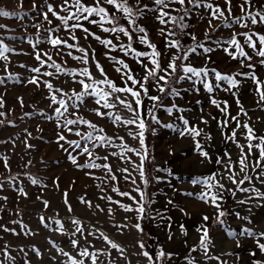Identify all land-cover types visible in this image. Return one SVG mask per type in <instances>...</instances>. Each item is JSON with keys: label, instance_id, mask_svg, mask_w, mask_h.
Wrapping results in <instances>:
<instances>
[{"label": "rangeland", "instance_id": "374dc122", "mask_svg": "<svg viewBox=\"0 0 264 264\" xmlns=\"http://www.w3.org/2000/svg\"><path fill=\"white\" fill-rule=\"evenodd\" d=\"M49 2L55 7L61 4L62 0H49ZM84 2L91 4L92 0H84ZM129 2L135 4V0H129ZM141 2L142 4L153 6L152 0H141ZM213 2L219 3L222 8L226 7L224 0H213ZM240 2L241 0H232L233 13L235 15L240 14V9L236 6ZM33 3L41 5L43 0H22V2L21 0H0V10L18 14L9 17H0V25L5 26L0 28V43L14 49L13 52L5 53L8 56V61L0 59V78L6 76L3 70L5 63H7L8 71L19 77L18 81L5 80V83L0 85V97L5 102L4 108L0 109V111L6 113L5 117H0V119L4 120V125H0V141H6V143H0V158L7 157L9 165V168L6 169L3 165V160L0 159V181H7L8 178L13 176L17 178L15 181L5 182L4 188L0 190V197L8 198L7 200L0 199V208L3 209V211H0V225L13 228L16 232L20 233V235H14L10 232L0 230V246L5 243L9 245L10 255L15 257V264H24L25 260L30 261V264H63V262H66L68 258L57 252L48 243L49 240L53 241L64 251L69 252L76 259H83L84 264H91V260L79 256V250L71 247L67 235L62 234L59 230L53 231V229H58L59 225L48 221L50 227H44L40 222L41 215L46 218L53 217L54 219L61 220L65 225L66 232L74 228L70 220L72 218L79 219L82 222V226H87V229L94 233V235L88 236V240L91 241L90 245L86 244L83 238L80 239V244L83 247H87L90 252L101 249L108 253V255L99 256L98 264H110L111 261H115V264H149L147 258L138 255L142 251L139 248L138 241H143L146 250L150 254H154L161 248L165 252L173 254L171 259L166 258L161 264H187L185 257L189 255V250L199 243L200 233L196 229L201 224L207 226L209 235L216 245V247L210 248L211 255L220 256L221 260H227L228 264H253L256 259H264V253H261L256 248L255 241L251 237L237 235L234 238H230L226 235V231L228 230L236 234L241 233L244 229L264 232V199H248L252 194L240 191H236L234 196L231 193L225 192L222 208L228 215L223 218L225 225L221 226L213 219L216 212L213 207L195 199L194 196L187 195L190 192L199 193L202 191L200 185L191 183L194 177L202 178L217 174V178H219L220 175L224 174L225 169L223 165H218L215 162L217 158L224 157L225 152L231 154L233 161L238 156L239 150L236 145L225 139L226 135H229L231 129L235 127V122H230L229 127L222 130L218 126L217 120L211 119L212 116L217 117V119H224L225 117L216 107L210 104V95L219 101H227L230 115H237L239 109L235 97H233L230 91L224 90L228 85L224 82L215 81L214 76L210 72L208 77L209 81L214 85H220V87L214 88L212 94L207 93L201 85H197L200 91L196 92L191 89L189 81H182L177 85L181 90L182 98L166 97L162 101L166 107L171 106L172 103H176L179 107L185 109L183 115L189 120L190 125L195 124L203 128L204 132L211 136L210 140L204 142L206 150L212 158L211 162L205 160L201 163V157L194 151L193 140L189 137L182 138L179 135L178 129L184 127L182 122L177 119L181 113L174 112L170 116L163 108H157L155 115L162 124L158 125L152 121L150 125V134L153 141V156L155 158L154 168L170 169L171 174L166 171H156L154 169L153 189L149 194L147 185L141 181L139 173L134 170L132 164L118 157L110 156L107 163L112 166L113 172L118 177V180L102 183L101 179H96V177L104 176L103 169H80L67 159V153L56 143L57 132L59 130L53 109L58 105L49 106L50 100L47 97L50 94L43 85L37 88L33 84L26 83L29 77L35 75L29 69L38 66V62L34 58L32 45L36 44L38 40L46 39L48 33L45 32V29L55 27L60 23L54 17H51V14H49V17L53 21L52 25L44 22L43 16L39 13L46 11V8H37L36 11H33ZM260 4H264V0H256L257 7ZM172 7H179V5H172ZM25 13L27 15H24ZM63 14L61 13V15ZM173 14L175 15V13ZM201 14H203V9L194 12L189 17L187 23L191 24L192 27L188 28L187 31L193 33L198 41L203 42L205 40V30L208 29V22L207 19H200ZM117 15L119 16V13ZM154 16V13H149L145 18L139 19L137 23L148 30L150 40L156 44L157 49L161 53H165L164 38L157 32V29L161 25L155 20ZM120 23L128 27L125 20L121 19ZM213 23L217 22L214 21ZM35 24H42V27L37 30L33 26ZM85 26L102 38L113 39L114 43L128 42L127 37H124L122 34L120 40L117 41L114 36L103 33L95 25L85 24ZM253 29L257 32L264 33V25L253 26ZM233 31L240 32L246 31V29H242L238 25H232L231 28H221L219 31L213 32L211 39L212 41L227 40ZM56 35L67 38L68 33L61 29ZM75 35L80 38L79 43L81 46L95 50V60L99 61L103 66L108 78L113 80L118 86H123L120 75L114 71L112 62L105 56L107 50L104 46L91 37L88 40H84V33L82 31L77 30ZM240 39L243 42V38ZM181 41L186 46H192L194 44L189 36H183ZM68 42L72 43L73 41L69 40ZM210 46L216 48L215 44ZM38 47L42 51H51L53 58L58 63L67 61L64 66L68 69L84 67V65L72 60L68 56H64L62 61L60 57L55 55V50L51 48L50 44L41 43ZM133 47L138 51H148L144 45L136 41L135 33H133ZM245 50L249 55L253 56L252 63L256 64V75L261 80H264V66L258 63L260 58L256 57L251 49L246 48ZM74 54L79 55V53ZM110 54L124 59L137 76L144 74L140 64L131 55L124 56L119 51L111 52ZM210 56L211 59L208 60L205 55L193 54L190 57V61L197 68L207 66L210 70L215 69L222 74L249 71L246 67L241 69L239 61L232 60L220 48H216ZM167 63L168 59L167 55H165L162 59V64L166 66ZM21 65L25 67H21ZM88 67L96 79L102 78L96 70L95 64L92 62L91 54ZM44 70L42 69V71ZM46 70L54 71L50 68ZM41 79L50 80L54 87L62 88L69 94H71L73 89L78 92L81 88L78 83L72 82V77L68 76H60L59 79L53 77H41ZM237 79L240 78L238 77ZM148 87L151 95H158L153 85L149 84ZM254 87L253 82L247 79L243 80L239 86L238 95L241 103L248 110V117L241 114L239 119L241 122L248 120L250 124H254L258 135H264V111H260L256 107V97L253 92ZM185 89L189 90L184 91ZM18 98H22L23 106L21 105V100ZM60 98L61 96L57 95V99ZM63 98L65 100L68 99L66 96ZM85 100L87 101L86 104H79L77 102L78 109L72 107L69 101V112L65 114L67 118L74 119L75 116L70 115V113L75 111L78 116L105 129L108 136H123L124 142L129 147H140L138 140L128 135V129L116 127L107 118L102 119L94 114L92 109L97 107L94 103V98L85 97ZM144 103L150 106L152 101L145 99ZM118 111L126 118L130 116V113L122 108L118 109ZM26 113L29 115H26ZM40 113H45L47 116L52 117V119H45ZM201 115L205 119H208L207 125L200 123ZM249 117H251V120H249ZM257 117H260V119L257 120ZM9 121L12 122L11 125H9ZM62 121L63 118H61ZM163 124H175L177 130L165 128L162 126ZM78 127L81 132L90 131L85 125H79ZM152 129H155V131L153 132ZM132 130L135 131L136 129L133 128ZM243 131L242 128L238 129L237 138L241 143H244ZM27 133H31V136H28ZM65 135L68 140L80 139L74 134L67 132H65ZM84 143L85 141L82 140L81 144L83 145ZM26 144H31L34 147L28 148ZM89 147L91 148L90 143ZM170 150L175 154L169 155ZM112 151L119 153L121 150L110 147H101L93 150L94 155L100 157ZM73 155L77 156L79 164L88 162L87 155H77L75 152ZM128 157L135 164L140 163L139 158L133 153H126V158ZM253 159H255V156H253ZM29 161L31 162L30 164L28 163ZM96 163H104V161L97 160ZM125 167L132 173L136 184L124 180V174L117 171V169ZM86 172H92L93 175H86ZM249 175L253 177L252 184L264 192V184L257 178L256 173L250 171ZM29 177L39 178L42 184H31ZM155 177H160V180L157 181ZM54 181L58 183V188L54 184ZM223 182L226 184V187H232L233 189L236 187L226 180ZM17 185L25 189L27 197L18 195L16 191ZM97 185H100V187H97ZM114 185L121 192H130L137 199H139V194L133 191V189L139 186L146 193V200L151 201L150 208L148 209L149 215L155 216L156 218H148L140 222L144 229L143 234L132 227L137 222L134 211L125 212L119 205L110 204L109 201L100 199L101 196L108 195L113 200H119L122 204L133 205L132 200L128 197H121L111 191ZM243 187H249V184L246 182ZM101 188L104 189L103 192ZM66 190L69 192L68 199L73 208L71 213L68 212L67 206L64 204L63 193ZM38 196L41 197L40 200L37 199ZM81 196L90 200L93 205L98 204L104 211H100L95 207L90 209L80 203L79 198ZM42 200L49 202L47 208L44 207ZM240 200H247V202L241 204L239 203ZM169 201L172 203H168ZM109 207L113 209L111 215L107 212ZM181 208L189 213V215L182 213L180 211ZM157 213L161 214L164 218L161 219V215H157ZM204 215L210 217L207 222L202 220ZM168 217L171 218L170 221ZM14 220L22 221L27 226V229L37 234L25 235L19 224L12 223ZM169 223H171V229L168 227ZM116 224H127V228L118 231L114 227ZM181 224L184 225L187 231L186 235L181 233ZM99 232H103L109 239L123 248L124 255L121 256L116 249H112L106 241L99 238ZM85 235H87V231ZM169 235L172 236L171 240L168 238ZM237 241L240 242V247L236 246ZM33 246L40 250L41 256H36L31 251ZM20 248H24L28 255L25 256L24 252H20ZM254 251L256 252L255 257L251 255ZM226 253H233V255L229 256ZM53 256L56 257L55 260L51 259ZM191 256L195 257L197 264H220L219 261L205 259L199 249L196 252H192ZM0 261H3V264H12L3 255H0Z\"/></svg>", "mask_w": 264, "mask_h": 264}, {"label": "snow or ice", "instance_id": "6c2138e0", "mask_svg": "<svg viewBox=\"0 0 264 264\" xmlns=\"http://www.w3.org/2000/svg\"><path fill=\"white\" fill-rule=\"evenodd\" d=\"M22 2V0H21ZM226 7H221L219 3H214L213 0H152V5L142 4L141 0H135V4L129 2V0H92L91 4H87L84 0H62L59 5H54L49 2V0H43L41 5L33 3L32 10L36 11L37 8L44 9L39 13L43 16V21L52 25L53 21L50 19L54 17L60 23L55 27H50L45 29L48 36L45 40H38L36 44L32 45L34 51V58L38 62V66L29 69L30 72L35 75L29 77L26 81L28 84H33L37 88L43 85L49 92L50 107L52 105H58L53 109L55 119L57 121V145L67 153V159L77 168L80 169H103L104 176L96 177V179H101L102 183H107L108 181H117L118 177L113 172L112 166L107 163L109 157H118L121 160H126L127 163L132 164L135 171L139 173L141 181L147 185L150 181L146 177L145 172V162L154 160V156L149 153L148 146L145 144V131L148 127L146 124V119L148 117L155 124H162V122L155 115L157 108H163L168 115H173L174 112L181 113L177 117L183 124L182 129H178L179 135L183 137H189L194 142V151L201 157V163L205 160L211 162V156L206 150L205 141L211 139V136L204 132L203 128L198 127L195 124H191L188 119L183 115L185 109L179 107L176 103H172L171 106H164L163 99L166 97L182 98L181 90L177 87L182 81H189L192 90L199 92L200 88L197 85H201L203 89L212 94L214 88L220 87L219 84H213L209 81L208 77L211 74L214 76L215 81L224 82L228 85L225 91H230L233 97H235L236 104L238 106V113L236 116H231L228 109L229 105L227 101H219L214 98V96H209V102L211 105L216 107L224 119H217V117L212 116L211 119L217 120L218 126L223 130L229 127L230 122H235V127L231 129L230 134L226 135L225 139L231 141L238 148V156L235 161L232 160L231 154L228 152L224 153V157L217 158L216 163L222 164L225 169L224 174L217 178V174H212L208 177H194L191 183L194 185H200L202 191L199 193H188L189 196H194L195 199L213 207L216 212L213 217L214 221L219 225H225V220L223 219L228 215V213L222 208V202L224 200L225 192L231 193L233 196L236 191L243 193H251L252 195L248 199H264V192L260 191L252 184L253 177L249 175V172H255L257 178L260 182L264 184V135H258L254 124H250L248 120L241 122L239 116L243 114L248 117V110L245 109L241 103L240 97L238 95L239 86L243 80H251L254 84V95L256 97L255 104L258 110L264 111V80H261L255 72L256 64L252 63L253 56L245 50L251 49L256 57H259L258 63L264 66V33L257 32L253 29V26L264 25V4H260L258 7L256 5V0H241V2L236 5L240 9V14L235 15L233 13V3L232 0H224ZM172 5H179V7H172ZM59 9V10H57ZM111 9V10H110ZM203 9V14L200 15V19H207L208 29L205 30V40L200 42L197 37L188 32L187 29L192 27L191 24L187 23L189 17L194 13ZM61 13H64L61 15ZM119 13V16L117 15ZM149 13H154L155 20L161 25L157 29L158 34L164 38L165 41V53H161L156 44H154L150 38L148 30L137 23L139 19L145 18ZM175 13V15L173 14ZM11 15H18L16 13H10L9 11L0 10V17H9ZM24 15H27L25 13ZM123 19L127 22L128 27H125L120 23ZM216 21L217 23H213ZM85 24L97 26L103 33L110 34L115 37V40L119 41L121 34L127 37V43L120 42L119 44L114 43L113 39L102 38L96 33L92 32L90 28L86 27ZM232 25H238L246 31L236 32L233 31L230 38L224 41L216 40L212 41L211 37L213 32L219 31L221 28H231ZM34 27L39 30L42 24H35ZM5 27L0 25V28ZM61 29L68 33L67 38H63L56 35ZM82 31L84 33V40H88L89 37L98 41L107 50L105 56L110 60L114 66V71L120 75L121 83L123 86H118L113 80L109 79L107 73L99 61L95 60V50L89 47H83L79 43V37L75 35L76 31ZM133 33L136 34V41L144 45L148 51H138L133 47ZM183 36H189L194 42L192 46H186L182 43L181 38ZM243 38V42L241 39ZM73 41L69 43L68 41ZM41 43H47L51 45V48L55 50V55L60 57L63 61L64 56L70 57L74 61H78L84 67L79 69H68L66 65L67 61L63 63H58L56 59L53 58L51 51H42L39 49L38 45ZM212 44L216 45V48L222 49L232 60H238L241 69L247 68L249 71H237L232 74L224 73L209 69L207 66L197 68L192 65L190 57L193 54L205 55L207 59L210 60V54L216 50V48L210 46ZM198 50H200L198 52ZM14 49L9 48L6 45L0 43V59L8 61V56L5 53L13 52ZM119 51L123 53L124 56L131 55L138 64H140L143 69V75L137 76L130 69L129 65L124 59L112 56L110 53ZM74 53H79L76 55ZM170 53V54H169ZM90 54L92 62L95 64L96 70L99 72L101 79H96L92 72L90 71L88 65L90 60ZM167 55L168 63L167 65L162 64L163 57ZM21 67H25L21 65ZM53 69L54 71H47L46 69ZM42 69H45L42 71ZM4 72L6 76L0 78V85L8 81H18L19 77L13 75L8 71L7 63L4 65ZM60 76H68L73 78V83H78L81 88L80 91L72 90L71 94L66 92L62 88L54 87L50 80L41 79V77H53L59 79ZM240 79H237V78ZM154 86V90L158 95H151L148 85ZM235 89V91H233ZM185 89L184 91H188ZM57 95L61 98L57 99ZM67 97L65 100L63 97ZM85 97L94 98V103L97 105L96 108L92 109L94 114L100 118H107L116 127H124L128 129V135L133 139L138 140L140 147L132 148L129 147L124 142V137L119 135L108 136L105 129L98 127L95 123L78 116L74 111L70 115L75 116L74 119L67 118L65 115L69 112V101L71 106L78 109L79 104H86L87 101ZM21 105L23 106L22 98ZM147 99L152 101V104L146 105L144 100ZM199 103V101H197ZM223 105V106H222ZM5 102L2 97H0V109L4 108ZM124 109L130 113L129 117H124L120 114L118 109ZM6 113L0 111V117H5ZM26 115H29L26 113ZM45 119H52V117L47 116L45 113H40ZM61 118L63 121L61 122ZM257 120L260 117L256 118ZM251 120V117H249ZM9 125L12 124L11 121L8 122ZM200 123L207 125L208 119H205L203 115L200 117ZM0 125H4V120L0 119ZM79 125L87 126L90 131L81 132ZM77 126V127H73ZM165 128L176 129L175 124H163ZM136 130L133 131L132 129ZM243 129V140L241 143L237 138L238 129ZM41 130V129H38ZM27 131V130H25ZM42 131V130H41ZM154 132L155 129H152ZM65 132L74 134L79 137V140H68ZM31 136V133H27ZM199 138V139H198ZM85 141L82 145L81 141ZM119 141V143H117ZM0 143H6V141H0ZM91 144V148L89 147ZM67 145V146H66ZM26 147H34L31 144H26ZM101 147L119 148L121 151L117 153L112 151L104 155L103 157L95 156L93 150ZM77 155H87L88 162L84 164H79ZM126 153H133L139 158L140 163L135 164L130 157L126 158ZM173 151H169V155H174ZM255 156V159H253ZM3 165L6 169L9 168L8 158L2 157ZM97 160H102L104 163H96ZM31 163L30 161L28 162ZM27 167V165H25ZM156 171H166L171 174L170 169L156 168ZM121 172L124 180L130 181L132 184H136L135 178L127 167L122 169H117ZM86 175L92 176V172H86ZM17 178L15 176L10 177L7 181H0V190L4 188L5 182L15 181ZM31 184L41 185L42 182L39 178L29 177ZM157 181L160 177H155ZM228 181L230 184L235 185V189L232 187H226L223 181ZM249 184V187H243L245 183ZM74 183V182H73ZM54 184L58 188L59 185L56 181ZM46 186V185H44ZM100 187V185H97ZM16 191L18 195L27 197V192L23 187L16 186ZM103 192L104 189L101 188ZM112 192L116 193L121 197H128L132 200L133 205L122 204L119 200H113L111 196L103 195L100 199H105L109 201L110 204L119 205L125 212H135L136 213V223L132 225L138 232L143 234L144 229L141 225V221L144 219H155V216H150L148 209L150 208L151 201L146 200V193L139 186L133 189L139 194V199L132 196L130 192H121L115 185L111 189ZM69 192L66 190L63 193L64 204L67 206L69 213L73 211V208L68 199ZM0 199L7 200V197H0ZM38 200L41 197H37ZM80 203L86 205L88 208L95 207L100 211H104L100 206L93 205L90 200L85 199L84 196L79 198ZM247 200H240L239 203L245 204ZM45 208L49 206L47 200H42ZM168 203H172L169 201ZM0 211H3L0 208ZM113 209L109 207L107 209L108 214H112ZM185 215H189L183 208L180 209ZM19 214V213H17ZM157 215H161L157 213ZM237 215H239L237 213ZM164 217L161 215V219ZM127 219V218H126ZM210 219L209 216L204 215L202 220L207 222ZM170 221L171 218L168 217ZM48 221H51L59 225L58 229H53V231L59 230L62 234L69 237V244L73 249H78V255L81 257L88 258L91 260V264H98L100 255H108L101 249H96L90 252L87 247H83L80 244V239L83 238L86 244H91L88 240V236L94 235V233L87 229V226H82V222L79 219L72 218L70 220L71 225L74 226L73 229L65 231V225L59 219H54L53 217L40 216V222L44 227H50ZM13 224H19L25 235H36L37 233L32 232L27 229V226L23 224L22 221L14 220ZM114 227L117 230H122L127 228V224H116ZM171 229V223L168 225ZM181 233L186 235L187 231L184 225H180ZM0 230L4 232H10L14 235H20L13 228H8L4 225H0ZM87 231V235L85 232ZM99 231V229H97ZM196 231L200 233L199 243L197 246L192 247L189 250V255L185 257L187 264H197L195 257L191 256L192 252H196L198 249L201 251L202 255L207 260H216L220 264H228L227 260H221L220 256H213L210 254V248L216 247L212 238L209 235V230L207 226L201 224L197 227ZM79 234V235H78ZM226 235L230 238H234L237 235L249 236L256 244V248L264 253V232H256L250 229H244L241 233L236 234L230 230L226 231ZM99 238L106 241L112 249H116L121 256L124 255V249L121 248L117 243L113 242L107 235L103 232H99ZM170 240L172 236L168 237ZM49 244L61 253L63 256L67 257V261L63 264H84V260H78L69 252L64 251L53 241L49 240ZM139 248L142 250L138 255H142L147 258L149 264H161L164 259H171L173 254L170 252H165L162 248L150 254L146 250V246L143 241L137 242ZM237 247H240V242L237 241ZM20 252H24L25 256L28 255L24 248L19 249ZM36 256H41V252L35 246L31 249ZM0 255L12 264H15V257L10 255L9 245L5 243L0 246ZM226 255H233V253H226ZM253 257L256 256V252H252ZM51 259L55 260L56 257L53 256ZM3 264V261H0ZM24 264H30V261L25 260ZM110 264H115V261H111ZM253 264H264V259H256Z\"/></svg>", "mask_w": 264, "mask_h": 264}, {"label": "trees", "instance_id": "16d2710c", "mask_svg": "<svg viewBox=\"0 0 264 264\" xmlns=\"http://www.w3.org/2000/svg\"><path fill=\"white\" fill-rule=\"evenodd\" d=\"M151 118L148 117L146 119V124L148 125L146 131H145V144L148 146L149 149V153L151 156H153V141H152V137L150 134V125H151ZM155 160L152 161H146L145 162V172H146V177L149 179V183L147 184V190L148 193L150 194V192L152 191V187H153V179H154V165Z\"/></svg>", "mask_w": 264, "mask_h": 264}]
</instances>
